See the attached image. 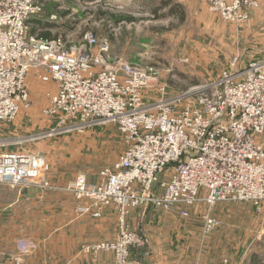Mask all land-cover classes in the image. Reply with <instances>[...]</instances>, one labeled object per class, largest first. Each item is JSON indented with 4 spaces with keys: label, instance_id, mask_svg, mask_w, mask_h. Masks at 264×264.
Masks as SVG:
<instances>
[{
    "label": "built area",
    "instance_id": "2783aa9c",
    "mask_svg": "<svg viewBox=\"0 0 264 264\" xmlns=\"http://www.w3.org/2000/svg\"><path fill=\"white\" fill-rule=\"evenodd\" d=\"M206 1L235 24L260 5ZM41 11L35 0H0V122L30 107L33 72L41 82L56 84L46 92V114L85 127L95 121L118 126L125 149L102 170L101 182L89 185L81 175L69 187L88 201L79 207L82 213L101 218L106 207L115 206L118 214L117 238L94 242L87 253L111 250L117 264H133L139 238L129 218L142 206L183 218L202 203L222 201L248 202L263 211L264 60L240 68L236 57L211 83L146 104L144 91L160 80L155 65L115 55L109 38L93 31L77 43L32 33L30 21ZM48 168L40 155L0 153V183L52 188ZM202 218L205 234L221 225L210 213Z\"/></svg>",
    "mask_w": 264,
    "mask_h": 264
},
{
    "label": "rangeland",
    "instance_id": "374dc122",
    "mask_svg": "<svg viewBox=\"0 0 264 264\" xmlns=\"http://www.w3.org/2000/svg\"><path fill=\"white\" fill-rule=\"evenodd\" d=\"M35 1L42 11L30 21L32 33L43 34L35 23L45 21L62 25L54 29V36L62 35L70 43L93 31L109 38L115 55L155 65L160 80L144 91L146 104L211 83L236 57L240 68L264 60V0L240 24L224 21L206 0ZM148 2L160 15L175 12L158 18ZM100 11L139 20L117 22L110 16L102 18ZM54 85L31 72L30 107L13 120L0 122V153L45 157L52 185L0 183V264H117L111 250L85 251L94 242L117 238L116 207H106L101 218L82 213L80 208L88 201L69 187L81 175L89 185L99 184L102 170L125 149L122 134L113 122L95 121L85 127L46 114V92L54 91ZM204 213L221 220L210 234L204 232ZM129 224L139 238L131 251L133 263L148 258L166 264H225V260L232 264L231 250L236 247L233 264H249L246 256L264 264V209L258 212L248 202L202 203L185 218L142 206L133 210Z\"/></svg>",
    "mask_w": 264,
    "mask_h": 264
},
{
    "label": "crops",
    "instance_id": "0c3cea01",
    "mask_svg": "<svg viewBox=\"0 0 264 264\" xmlns=\"http://www.w3.org/2000/svg\"><path fill=\"white\" fill-rule=\"evenodd\" d=\"M35 26L37 27V28H39V30H40V28H42V30L44 31L43 32V36L45 37V34H47L48 35V37L49 38H51V37H54V35L56 34V33H54V29H58V30H60L61 28H64L62 25L61 26H58L57 27V25L56 24H52V23H48V24H46V23H42V25L40 24V23H35ZM47 37V36H46ZM115 161V160H114ZM235 250V251H234ZM237 251V248L235 247L234 249H232L231 250V253H232V255H231V263L233 264L234 263V253ZM224 252V251H223ZM257 253V252H256ZM245 256V255H244ZM262 256V255H261ZM263 258H264V255H263ZM244 259V258H243ZM88 260V259H87ZM246 260H249L248 262H249V264H257V260L254 258L253 259V261H251L250 259H248L247 258V256H246V258L244 259V261H246ZM263 261H264V259H263ZM87 263H85V264H90V262L89 261H86ZM133 264H166V261H157V260H152V259H148V258H145V259H139V260H136ZM175 264V263H174Z\"/></svg>",
    "mask_w": 264,
    "mask_h": 264
},
{
    "label": "trees",
    "instance_id": "16d2710c",
    "mask_svg": "<svg viewBox=\"0 0 264 264\" xmlns=\"http://www.w3.org/2000/svg\"><path fill=\"white\" fill-rule=\"evenodd\" d=\"M148 9H151V11H154V13L156 14V16L158 17V18H161V17H166V16H168V14H170V15H172V14H174V12H175V9H171L169 12H167V13H163V14H158V11H159V9H156V8H153L152 7V4L150 3V2H148ZM147 9V8H146ZM100 14L102 15V18L103 17H106V16H110L111 18H114L115 19V21H117V22H121V21H127V22H129V23H132V22H136V21H138L139 20V18H137V17H134V16H125V17H117V15H115V14H110L108 11H100ZM48 37V35L47 34H45V37Z\"/></svg>",
    "mask_w": 264,
    "mask_h": 264
},
{
    "label": "water",
    "instance_id": "95a60500",
    "mask_svg": "<svg viewBox=\"0 0 264 264\" xmlns=\"http://www.w3.org/2000/svg\"><path fill=\"white\" fill-rule=\"evenodd\" d=\"M194 154H196V153H194Z\"/></svg>",
    "mask_w": 264,
    "mask_h": 264
}]
</instances>
